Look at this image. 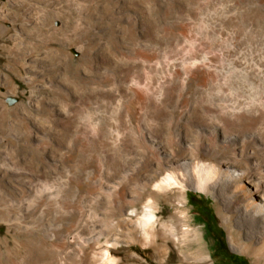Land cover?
<instances>
[{
	"label": "rangeland",
	"instance_id": "rangeland-1",
	"mask_svg": "<svg viewBox=\"0 0 264 264\" xmlns=\"http://www.w3.org/2000/svg\"><path fill=\"white\" fill-rule=\"evenodd\" d=\"M187 142L264 182V0H0V264H256L214 190L163 187L141 246Z\"/></svg>",
	"mask_w": 264,
	"mask_h": 264
},
{
	"label": "bare ground",
	"instance_id": "bare-ground-1",
	"mask_svg": "<svg viewBox=\"0 0 264 264\" xmlns=\"http://www.w3.org/2000/svg\"><path fill=\"white\" fill-rule=\"evenodd\" d=\"M188 83L184 86L183 93L189 91ZM9 88L13 91L11 85ZM206 146L203 145L207 154H210V156L217 155L216 161L205 158L198 144L187 142L186 154L177 156L162 149V161L149 163V169L152 172L146 175V179L154 182L150 186L149 200L143 205L142 211L138 215V221L141 225L139 234L141 246L145 249L149 248L158 236H164L163 234L166 232L170 233V222L161 224L159 228L155 226L151 206L157 200V194L163 187L169 189L171 186L176 187L177 196H180L181 192L188 187L206 193L214 190L223 202L234 203L233 211L239 214V219L247 227V232L250 229V235L248 233L246 235L248 242L245 243L244 247L252 255L256 264H264V184H262L264 182H262L263 180L260 181L257 174L254 175V171L253 173L251 171V168L253 169L254 165L257 164L255 155L251 153L252 148L244 152L246 166L243 170L241 167L236 166L232 160H225L222 153L219 154L215 149ZM18 175L15 177H18ZM242 180L247 181L250 188L243 189L241 187ZM132 212L137 215L134 210ZM181 217L179 213L176 215V219ZM113 225L115 226L116 222ZM94 229L89 232L88 236H92V233L95 232ZM182 229H185V227H182Z\"/></svg>",
	"mask_w": 264,
	"mask_h": 264
},
{
	"label": "trees",
	"instance_id": "trees-1",
	"mask_svg": "<svg viewBox=\"0 0 264 264\" xmlns=\"http://www.w3.org/2000/svg\"><path fill=\"white\" fill-rule=\"evenodd\" d=\"M187 195H188V202H190V204H191V195L189 193ZM208 222H209L208 227H213L214 229H216L218 231V234L220 235V237H222L223 236L222 231L215 224V221L211 216L210 217L208 216ZM215 241H217V239H215Z\"/></svg>",
	"mask_w": 264,
	"mask_h": 264
}]
</instances>
